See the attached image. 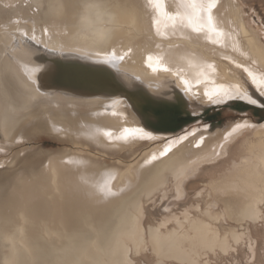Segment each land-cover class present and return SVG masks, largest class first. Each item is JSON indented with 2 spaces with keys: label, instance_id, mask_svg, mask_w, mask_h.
I'll return each instance as SVG.
<instances>
[{
  "label": "rangeland",
  "instance_id": "obj_1",
  "mask_svg": "<svg viewBox=\"0 0 264 264\" xmlns=\"http://www.w3.org/2000/svg\"><path fill=\"white\" fill-rule=\"evenodd\" d=\"M16 1L20 3L23 0ZM74 1L75 0H73V2ZM185 1L187 0H161L160 9L155 2L149 5L147 0H76L73 6L70 0H63L62 6L65 11L59 18L54 8H52V10L49 9L51 0H44L40 5L41 7L37 5L39 6V12H43L45 9V14L40 16L42 21H44V24L40 27V29H42L40 33L42 40L39 38V34L34 36V38L38 37L41 41V45L48 48L50 47L49 50H53L54 48L60 52L58 45H60L61 40L68 35L71 37L75 30L70 28L71 20H69V18L72 17L75 19V17H77L76 19H79V14H82L85 19L83 22L84 24L81 22L85 25V28L80 30L82 40L85 39L87 42L92 43L91 45L89 44L91 48L95 45L94 47L99 46L98 48H100L101 51L106 53L109 52L110 54H107V56L109 55V58L113 59L112 63L114 65L122 66L121 62L118 63L116 60L117 58L119 59V56L123 55H131L136 59L143 58L145 51L142 46L146 45V42H143L144 40L149 41V43H147L149 45L148 47L165 46L166 44L168 49L175 52H188L194 56L197 53L205 60H209V57H211L222 63L228 62V64L232 65L238 72L230 71L229 73L231 76H235L234 73L238 75L236 77L239 82H242L243 85L249 88L252 96H255L254 98H257L258 102L252 104L247 100L243 101L241 99L225 98L224 102L213 104L209 101L208 97L204 96L201 100H195L190 95V97L194 99L192 103L185 102L179 104V102L183 100V97H181L178 92L176 93L175 88H170L169 80L173 81L180 89H182L181 86L172 76L167 80V78H164L166 75L153 71L158 79L157 81L149 80L150 83L148 84L153 86L161 81V85H163L166 89L165 91L169 93V95L167 93L168 96L165 95L166 100L160 103L161 108L170 113H174V109L182 113L181 110H187V107H189L188 109L195 111V114H200L195 121L185 125L184 128L176 133L161 134L153 132L147 129L143 124H141V126L138 125L140 122L132 113H130V118L132 120L136 119V122H138H135L136 124H134L132 129H143L145 132L151 134L153 137L152 139L145 138L141 140L139 139L140 134H136L135 138H129L127 141L119 139V137L112 140L103 137L98 140L91 134H84V136L80 133H70L68 131L60 135L57 130H49L48 127L42 123L38 122V125L33 126L30 123L22 122L21 125L18 127L16 126L15 132L10 134L9 137H5L0 131V165L3 166L0 167V204L8 200V198H5L9 193L11 194L13 190H17L19 178L21 179L24 176H28L27 172L41 170L49 163L51 157L61 158L62 154H66V157H68L66 158L67 163L95 164L103 168L100 180L94 187L88 189V193L86 194L91 195L93 191L107 188L118 193L116 197L112 198L111 205L110 203H106L101 207V209L104 208L103 211L107 210L109 206L118 205V203L124 200L128 193L129 196L136 197L135 204L137 207H135V204H128L124 210L127 214L134 213L136 215L139 225L144 229L143 232L146 236V242L142 245L144 247L139 251L132 248L131 259L133 260V264H146V262L147 264H190L186 260L184 252H181V254L170 252L165 256L162 255L163 253L159 251V248L148 238L151 233L150 228L154 229L161 226V229L165 230V226L168 228L174 226L173 221L171 219L167 221L166 218V215L170 216L171 214H175L176 217L181 219L188 214L190 219L195 221L199 219L203 220L207 222L213 230L227 239L228 247L225 249L219 246H214L212 249L198 247L197 252L199 255L197 254V257L199 258L198 261L200 264H264V192L261 193L259 191V188L262 189L264 185V163L262 162L264 156V146L262 145L264 135L262 134L263 129L261 127L257 128V126L262 125V122H264V103H262L257 96L263 100L264 97L253 87V84L249 81L243 70L235 66L236 62L239 61V63L250 68L256 67L261 71L264 77V64L261 59H256L251 55L247 40H245L237 29V39L238 42H240V47H238L245 54L241 53L238 47L239 50H234V47L231 49L230 46L224 43H212L205 38H198L195 33L194 36L192 34L185 35L180 33L176 34L178 32L173 33L171 30L176 31V29L174 28V24L169 23V18L157 19L162 13L164 14L167 12L168 7L174 11H178L179 9V11H181L180 16H183L181 18H187L189 15L187 11H191L190 9L192 8L190 4L188 5ZM199 1L200 3H207V0ZM220 1L221 3L230 5L227 6V8L229 7L228 9L234 7L237 10L239 17L236 22L232 20V24L238 23V19H240V21L242 20L248 28L252 30L251 32H253L255 37L258 38V41L263 44L264 48V0ZM78 2L80 4H77ZM21 4L22 8H25L23 11L27 15L30 14V8L35 10L36 5H33V2L25 1ZM72 8L77 11L72 10ZM125 10H127V13L123 12ZM15 11L16 10L11 4L6 10H0V14L2 15L0 16V69H7L11 66L4 65L5 60H3L6 50L11 47L12 42L15 40L11 38H22L23 35L26 36L31 32V27L28 25H31L32 19L28 17L23 18L21 14L16 16ZM76 14H78V16H76ZM127 14L131 17H127ZM40 18L38 19L40 20ZM132 18L135 19L133 22ZM142 22L147 25L152 23L153 26L150 30H140V23ZM92 25H95L93 27L97 30L99 28L102 29L100 31L103 33L105 31L106 34L109 33L108 40L96 38L98 34L97 30H94L93 33L90 34ZM63 26L65 30L61 31ZM148 33L154 36V39L151 38V35L148 36ZM156 37L160 39L159 43L157 39H155ZM113 39L115 41H113ZM175 39L181 40V43L173 46V41H175ZM17 40L21 44V41L19 39ZM33 40L38 41L36 38ZM105 42L108 43L106 44ZM224 42H231L228 33H226L224 37ZM99 43L103 46L99 45ZM85 46L86 45H84V47ZM89 46H87V49L75 48V50L72 49V51L80 54L81 57L90 56L93 49H90ZM209 48H211V52ZM218 48H220L219 51L223 50V52L231 54L233 56L232 59L235 58V60H233L234 64L221 53H217ZM119 52L121 53L118 54ZM134 52H137L139 55ZM106 53L102 54L105 55ZM33 54H35V52L31 48L23 46L13 53L14 58L16 56V58L22 61L18 63L14 59L11 61L12 63L9 61V64H31V56ZM24 59L30 61L28 62ZM103 59L108 60L107 58ZM144 59L149 60L148 55H146ZM168 63L172 67L175 66V63L170 61ZM135 65H137V72H133L134 75L145 79L149 78L148 76H141V72L145 70L142 65H139L138 62H136ZM149 76L155 75L151 74ZM235 87L236 85H234V87L230 86L229 90L234 92ZM241 103H248L256 107V109L245 108ZM200 108L202 109L200 110ZM236 123L246 125L253 123L255 126L249 129L248 127L244 129L241 128L240 130L243 129V131L234 139V141H236L231 143L228 152L225 153L224 156L214 160V162L202 165L195 174L188 177L183 184V193L175 187V179L171 171L165 172L162 175V183L153 186L150 192L144 190L148 184L147 182L157 174V169L166 162L165 160L167 158L155 162L153 166H145L144 161L153 152L158 154V151L162 150L166 141L174 140L177 137L188 134V139L179 145L184 144L188 147L193 146L202 137L204 143H209L212 140L207 139L209 142L206 141L207 136H223V134L225 135L230 132L231 128ZM124 125L126 124L121 125V129L119 128L120 126L118 127V132L112 131V135L124 132V129H126ZM256 130L259 133L258 135L255 133ZM260 139H262V141ZM179 145L174 147L173 153L170 154L169 157L178 150ZM199 149L194 147V149L191 150L189 154L191 159L200 153ZM28 153H30V155ZM31 153H37L40 159L33 158ZM111 176L113 177L111 178ZM47 179L48 183H51L50 175ZM259 183H261V186H259ZM115 185L116 187H114ZM255 195L257 198H255ZM253 198L259 212L261 210L256 220L244 216L245 213L242 211L247 204L251 203L250 201H252ZM22 199L25 198H17L18 204L21 205L23 203V205H25ZM27 202L28 206L25 205V207H27V209L32 208L31 203L34 205L33 199L29 197ZM11 208L12 210L18 209L13 204ZM11 208L7 210H11ZM165 209H168V211H165ZM191 216H193V218ZM234 233L239 236H236ZM236 237L238 241H236ZM89 239L96 242L95 237H90ZM21 241L24 243L23 247L20 246L22 248H30L31 243L35 241H39L44 246L46 244L44 241L27 235L19 239L18 244ZM92 246L93 244H90L91 252L93 250ZM145 247L149 249L147 253L143 251ZM137 252H139V255H137ZM28 258L30 259V255L25 253V259L27 260ZM106 259L108 260V256H106ZM0 260L4 262L3 259ZM27 264L30 263L27 262Z\"/></svg>",
  "mask_w": 264,
  "mask_h": 264
},
{
  "label": "bare ground",
  "instance_id": "obj_2",
  "mask_svg": "<svg viewBox=\"0 0 264 264\" xmlns=\"http://www.w3.org/2000/svg\"><path fill=\"white\" fill-rule=\"evenodd\" d=\"M25 1L33 2V5L36 6H40L44 2V0H23L18 3L16 0H0V10H6L11 4L16 10V16L21 14L23 18L28 17L32 19L31 25H28L31 27V32L27 34V36L33 39L34 36L39 34V38H41L40 33L42 29H40V27H42L44 21H42L40 16L45 14V9L43 12L41 11V13L39 12L40 10L38 11L39 6H37V8L35 6V10L30 8V14L27 15L23 11L25 8H22L21 4ZM62 2L63 0H51L49 7L50 10H52V8L55 9V13L59 18L65 11ZM70 2L73 6L76 0L74 2L70 0ZM185 3L189 5L191 0H187ZM196 3L199 4L200 1L196 0ZM77 4L80 3L78 2ZM230 4L232 5L231 1ZM227 6L230 5L221 3V1L218 0L217 7L213 9L212 12L214 27L218 32H222L223 35H217L216 32H212L206 26L202 27L199 33L194 32L193 27H200L202 23L206 25V15L205 20L201 22L199 20V15L203 14L198 13L192 7V9H190L191 11H187L189 15L185 19L181 18L183 16H180L181 11H179V9L178 11H174L169 9V7L166 13H162L159 18H157L156 15V18L158 20L169 18V23L174 24V28L176 29V31L171 30L173 33L178 32L176 34L180 33L185 35L192 34L193 36L196 34L200 39L205 38L212 43H224L230 46L231 49L234 47V50L240 49V42H238L236 34L237 29L245 40H247L251 55L256 59H261L264 64L263 44L258 41V38L251 32L252 30H250L242 20L240 21V19H238V23L232 24V20L236 22L239 17L238 12L234 7L228 9L229 7L227 8ZM159 8L161 9L160 4ZM72 10L77 11L74 8H72ZM123 12L127 13V10ZM79 15L81 16H79V19H76L77 17H75V19L72 17L69 18V20H71L70 28L75 30L71 37L69 35L64 38L62 37L63 39L60 45H58L60 49L59 54L65 53L70 49L75 50V48L87 49V46L92 44L85 39L82 40L80 30L85 28V25H83L85 19L83 17L84 15ZM0 16L2 15L0 14ZM76 16H78V14H76ZM127 17L131 16L127 14ZM38 18H40V20ZM134 20L135 19L132 18V22ZM93 26L95 25L91 26L90 34L93 33L94 30H97ZM152 26V23L147 25L142 22L140 23V30H150ZM64 30L63 26L61 31ZM100 30L102 29L99 28L97 30L98 34L96 38L108 40L109 33L106 34V31L103 33ZM226 33L230 35L232 43L228 42V44L224 42ZM149 35L151 34L148 33V36ZM7 36L10 37L9 35ZM35 38L38 40L36 42L41 44L39 38ZM151 38L154 39V36L151 35ZM11 39H19L22 42L21 37H12ZM155 39H157L159 43L160 39L157 37ZM113 41L115 40L113 39ZM143 42H146L147 45L142 46L145 51L143 58L136 59L131 55L119 56L116 62H121L122 66L114 65L112 63L113 59L109 58V55L107 56V54L110 53L101 51V49L98 48L99 46L94 47V45L93 48L89 47L93 49L91 54H94L96 58H100L104 63L118 67L123 71H129L131 73L137 72V65L135 64L138 62V64L142 65L145 69L141 72V76L149 77L145 79L147 83H150L149 80L157 81L158 77L153 71L166 75L164 78H167V80L172 76L181 86L182 90L191 95L195 100H201L204 96L207 97L205 95L206 91L211 92L221 85L227 89H229L230 86L234 87V85H236L235 91L233 92L234 94L244 93L258 102L257 98L252 96L249 88L243 85L242 82H239L236 77L238 75L234 73L235 76H231L229 72L236 71L237 69H234L228 62L222 63L211 57H209V60H205L197 53V56H194L188 52H175L168 49L166 44L165 46L148 47L149 45L147 43H149V41L144 40ZM180 43L181 40L175 39V41H173V46ZM84 45L86 46L84 47ZM99 45L101 44L99 43ZM209 49L211 52V48ZM219 49L220 48H218L217 53H221L234 64L233 60H235V58L232 59L233 56L231 54L223 52V50L219 51ZM53 50L55 49L53 48ZM239 51L245 54L241 49ZM102 53L106 54L103 55ZM120 53L121 52L118 54ZM134 53L136 54L137 52ZM137 55L139 54L137 53ZM146 55H148V57L151 56L152 59H144ZM37 57L39 56H35V54L31 56L30 65L14 64L7 69H0V131L5 137H9L10 134L14 133L16 126L18 127L22 122L30 123L33 126L38 125L39 122L46 125L49 130H57L60 135L69 131L70 133H80L81 135L91 134L98 140L103 137L112 140L121 137L123 134L122 131V133L119 134L114 133L115 135L111 133L112 131L118 132V127L120 126L119 128L121 129L122 124H126L124 126L127 129H132L134 124L138 123L136 119L132 120L130 118L131 112L127 108L125 101L121 99H105L101 101L76 98L64 99L60 93L57 95L55 94L56 92L48 94L50 87L52 90L54 87H52L51 84L42 85V81H39L38 78L43 73L52 75L54 69L48 64L44 65L41 62L39 63V58ZM121 57H123V59H121ZM103 58H107L108 60ZM24 60L30 61L27 59ZM15 61L19 63L22 60L15 56ZM169 61L175 63V66L172 67L169 65ZM209 65H211V67H209ZM22 68H28L27 72L29 73L23 71ZM240 69L243 70V68ZM250 69L257 77V84L253 85V87L260 93V89L264 88V80H261L263 75L256 67H251ZM10 70L11 72L8 74ZM236 73L238 72L236 71ZM151 74L155 76H149ZM8 75H11L10 77H12V80L8 79ZM247 78L251 82L248 76ZM52 90L50 89V91ZM261 96L264 97V95ZM185 102L186 101L183 99L179 104ZM138 125L141 126V123H138ZM248 125V129L255 126L253 123H249ZM259 127L263 129L262 134L264 135V122H262V125L257 126V128ZM243 129L233 133L228 139H225L226 134H223V136L220 135L219 137L213 135L207 136L206 141L209 142L207 139L212 141L204 143L203 139V143L200 147L201 149H199L200 153L192 159L189 154L194 147H188L184 144L179 145L178 150L171 157H168L164 164L159 166L157 174L147 182L148 184L144 190L150 192L153 186L162 183V175L167 171H171L175 179V187L183 193L184 181L195 174L202 165L214 162V160L224 156L225 153L228 152L231 143ZM256 131L255 133L258 135L259 133ZM260 140L262 141V139ZM262 143L264 146V141ZM28 154L30 155V153ZM31 156L40 159L37 153H31ZM66 156V154H62L61 158L51 157L49 163L41 170L27 172L28 176H24L21 179L19 178L17 190H13L11 194L9 193L5 198H8V200L0 204V259L4 260V262L0 260V264H27V262L30 264H129V261L133 264V260L131 259L132 248L139 251L144 247L142 245L146 242V236L143 232L144 229L139 225L136 215L134 213L127 214L124 210L128 204H135L136 197L129 196L128 193L124 200L118 203V205L109 206L107 210L103 211L104 208L101 209V207L106 203H110L111 205L112 198L107 201H98L92 195H86L88 189L94 187L100 180L103 168L95 164L67 163L66 158L68 157ZM262 162L264 163V156ZM49 175L51 176V183H48L47 177ZM112 177L113 176H111V178ZM259 184V186H261V183ZM114 187H116V185ZM259 189L261 193L264 192V185L262 189ZM18 197L26 199H22L26 206H28L27 199L30 197L33 199L34 205L31 203L32 208L27 209L23 203L21 205L18 204ZM255 198H257V196ZM250 202L251 203L243 208L244 210H241L244 211V216L256 220L261 210L259 212L257 205H255L254 198ZM12 204L18 209L12 210ZM135 207H137L136 204ZM9 208H11V210H7ZM183 217L184 218L181 219L176 217L175 214H171L170 216L166 215L167 221L170 219L173 221V227L168 228L165 226V223V230H162L161 226L154 229L150 228L151 233L148 238L159 248V251L163 253L162 255L165 256L170 252H177L180 254L184 252L185 258L190 264H200L198 261L199 258L197 257L198 247L208 249H212L214 246H219L222 249L228 247L227 239L213 230L207 222L200 219L197 221L190 219L188 214ZM191 217L193 218V216ZM26 235L44 241L46 243L45 246L39 241H35L31 243L30 248H22L24 243L21 241L18 244V240L24 238ZM90 237H95L96 242L91 241L89 239ZM235 239L238 241L237 237ZM88 243L93 244L92 252L90 251L91 248ZM25 253L30 255V259H25ZM106 256H108V260Z\"/></svg>",
  "mask_w": 264,
  "mask_h": 264
},
{
  "label": "water",
  "instance_id": "obj_3",
  "mask_svg": "<svg viewBox=\"0 0 264 264\" xmlns=\"http://www.w3.org/2000/svg\"><path fill=\"white\" fill-rule=\"evenodd\" d=\"M21 40V44L18 40H14L11 47L6 50L3 59L5 60L4 65H12L9 64V61L15 59L13 53L17 49L23 46L31 48L34 50L35 56H39L37 57L39 63L48 64L54 69L52 75L43 73L38 78L39 81H42V85L51 84L54 87L53 90L50 87L52 91L49 89L48 94L56 92L57 95L60 93L64 99L76 98L98 101L121 99L125 101L127 108L141 124L147 129L161 134L176 133L200 116V114H195V111L188 109L189 107L187 110H181L183 114L175 109L174 113H170L161 108L160 103L166 100L165 95H169L165 91V87L161 85V81L157 85L151 86L145 81V78L137 77L133 73L123 71L113 65L110 66L104 63L102 59L96 58L94 54L81 57L72 49L59 54L57 50H49L27 35H23ZM22 69L25 72L28 71V68ZM10 72L11 70L8 74ZM10 76L8 75V79L12 80ZM169 86L171 89L175 88L176 93L178 92L187 103H192L194 100L171 80H169ZM257 97L264 103L263 99ZM241 104L245 108L256 109L248 103ZM212 106L216 107L215 105Z\"/></svg>",
  "mask_w": 264,
  "mask_h": 264
},
{
  "label": "snow or ice",
  "instance_id": "obj_4",
  "mask_svg": "<svg viewBox=\"0 0 264 264\" xmlns=\"http://www.w3.org/2000/svg\"><path fill=\"white\" fill-rule=\"evenodd\" d=\"M155 2L157 7L161 3V0H147V3L149 5H152ZM190 7H192L194 10H196L198 13H201L203 15H199V20L203 22L205 20V15H206V25L201 24L200 27H193V31L199 33L202 30V27L206 26L209 30L212 32H216L217 35H223L222 32H218L217 29L214 27V21H213V9L217 7V0H207V3H196V0H191ZM190 23H191V18H190ZM34 39V37H33ZM123 59V57H121ZM149 60L152 59L151 56L148 57ZM236 68H243V72L247 74V76L250 78L251 83L253 85L257 84V77L253 73V71L248 68L247 66L237 62L235 64ZM211 67V65H209ZM261 80H264V77H261ZM238 91V90H237ZM260 94L264 95V88L260 89ZM205 95L208 97L209 101L213 104H218L224 102L225 98L227 99H241V100H247L248 102L255 104L257 101L255 99H252L250 96L244 94V93H239V94H234L233 91L224 88L223 85L219 86V88L214 89L211 92H205ZM249 127V125L242 124V123H236L232 128L231 131L226 133L225 139H228L229 136H231L233 133H236L238 130L241 128H246ZM136 134L139 135V139L143 140L145 138L147 139H152L153 137L151 136L150 133L145 132L143 129L137 128V129H124L123 134L119 139H123L127 141L129 138H135ZM188 139V134H185L183 136L177 137L174 140H168L165 142L162 150L158 151V154L156 152H153L148 158L145 159L144 165L145 166H153L155 162L157 161H162L165 158H168L170 154L173 153V149L175 146L181 144L183 141ZM203 143V137L197 141L193 147L199 149ZM0 167H3L0 165ZM91 195L95 197L98 201H107L110 198H114L118 195V193L112 191L110 188L109 189H99L96 191L91 192ZM165 211H168V209H165ZM145 253L149 251L147 247L143 249ZM137 255H139V252H137ZM129 264H132L131 261H129ZM147 264V262H146Z\"/></svg>",
  "mask_w": 264,
  "mask_h": 264
},
{
  "label": "trees",
  "instance_id": "obj_5",
  "mask_svg": "<svg viewBox=\"0 0 264 264\" xmlns=\"http://www.w3.org/2000/svg\"><path fill=\"white\" fill-rule=\"evenodd\" d=\"M212 119V118H211Z\"/></svg>",
  "mask_w": 264,
  "mask_h": 264
}]
</instances>
